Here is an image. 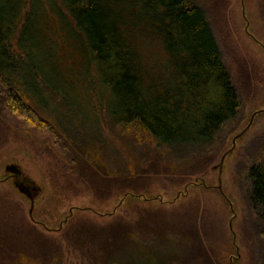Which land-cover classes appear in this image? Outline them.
I'll use <instances>...</instances> for the list:
<instances>
[{
  "label": "rangeland",
  "instance_id": "rangeland-1",
  "mask_svg": "<svg viewBox=\"0 0 264 264\" xmlns=\"http://www.w3.org/2000/svg\"><path fill=\"white\" fill-rule=\"evenodd\" d=\"M193 2L206 15L239 105L229 128L198 157L182 161L187 168L176 165L178 155L187 154L159 156L157 151L167 154L163 147L112 123L108 92L97 75L85 73L82 49L63 37L52 13L46 14L54 55L45 60L57 75L47 77L67 84L70 95L61 97L76 114L77 131L94 136L86 156H110L108 166L100 167L109 173L105 181L98 179V187L80 167L74 169V154L47 131L0 113V264H262L255 253L264 223L248 201L247 172L255 154L264 160L258 154L264 153L258 140L264 141V0ZM140 26L127 37L146 85L163 74L166 52ZM121 131H128L129 142ZM10 163L27 177L31 200L3 179Z\"/></svg>",
  "mask_w": 264,
  "mask_h": 264
},
{
  "label": "trees",
  "instance_id": "trees-1",
  "mask_svg": "<svg viewBox=\"0 0 264 264\" xmlns=\"http://www.w3.org/2000/svg\"><path fill=\"white\" fill-rule=\"evenodd\" d=\"M47 13H52L63 37L82 49L87 76L93 72L108 92L106 114L112 123L163 147L167 154L157 151L159 156L187 154L177 157L176 165L183 166L182 161L198 157L235 120L239 97L206 15L193 0H0V113L8 112L33 130L47 131L61 149L74 154L69 155L74 169L80 167L81 175L98 187V179L105 181L109 173L100 167L108 166L110 156L100 154L97 160L86 156L92 152L94 136L77 131L76 114L61 97L70 95L67 84L47 77L56 75L45 60L54 55V42L46 33ZM137 25H142L138 29L142 33L147 29V36L152 34L166 52L163 74L152 84L144 85L148 77L127 37ZM111 101L114 109L109 108ZM55 107L63 113H56ZM126 132H120L122 140L129 142ZM258 140L264 144L262 137ZM261 159L255 154L256 163L247 172L248 201L264 223ZM257 233L261 249L255 257L264 264V229Z\"/></svg>",
  "mask_w": 264,
  "mask_h": 264
},
{
  "label": "flooded vegetation",
  "instance_id": "flooded-vegetation-1",
  "mask_svg": "<svg viewBox=\"0 0 264 264\" xmlns=\"http://www.w3.org/2000/svg\"><path fill=\"white\" fill-rule=\"evenodd\" d=\"M6 167H8L7 170H6ZM4 168H5L4 169L5 176H3V179L4 180L10 179L15 186H19L21 188L27 189L26 191L28 192V194L30 196L33 191H31L30 188L28 187V185L25 184V181L26 180L28 181V179L21 172L22 171L21 167L17 164L10 163V164L5 165Z\"/></svg>",
  "mask_w": 264,
  "mask_h": 264
},
{
  "label": "water",
  "instance_id": "water-1",
  "mask_svg": "<svg viewBox=\"0 0 264 264\" xmlns=\"http://www.w3.org/2000/svg\"><path fill=\"white\" fill-rule=\"evenodd\" d=\"M243 132H244V130L241 131L240 133H238L234 138L241 137L242 134H243ZM234 138H233L232 141H231L232 143H234ZM221 161H222V160H220V163H221ZM7 169H8V167H6V170H7ZM17 187H18V191H19L20 193L24 194V195L28 198V200H31V199H32V197L29 196L28 192L26 191L27 189L21 188V187H19V186H17Z\"/></svg>",
  "mask_w": 264,
  "mask_h": 264
}]
</instances>
